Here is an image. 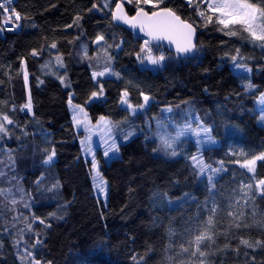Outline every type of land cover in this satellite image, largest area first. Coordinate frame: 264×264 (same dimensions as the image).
I'll return each instance as SVG.
<instances>
[{"label":"trees","instance_id":"trees-1","mask_svg":"<svg viewBox=\"0 0 264 264\" xmlns=\"http://www.w3.org/2000/svg\"><path fill=\"white\" fill-rule=\"evenodd\" d=\"M110 1L15 0L22 17L18 31L0 28V114L14 121L0 138V188L11 189L18 201L12 205L0 197V264H22L24 249L37 238L42 243L30 250L43 264H186V254L177 255L180 245L207 219L210 202L218 206V231L228 230L229 210L243 211L252 226L218 236L209 264H264V247L247 248L232 238L264 241V228L254 223L264 220V198L229 208L241 199L242 183L253 182V175L264 178V161H257L255 174L241 167L264 153L257 113L264 96V47L239 25L232 28L237 35H225L228 29L205 22L187 0H163L160 8L193 23L199 54L182 62L150 44L154 53L163 51L169 59L162 69H143L140 62L146 58L137 53L146 39L116 26L112 12L117 2ZM105 2L110 7L104 8ZM251 2L264 7V0ZM126 10L135 15V6ZM98 35L104 37L100 43ZM105 67L119 78L94 80L93 73ZM99 84L104 96L90 99ZM125 90L137 113L120 103ZM141 93L150 98L143 108L138 107L144 103ZM29 97L30 112L22 110ZM76 105L86 109L94 125L103 116L115 136H134L119 145L121 157L110 164L98 155L109 184L106 205L96 195L92 163L84 157L83 135L73 121ZM170 108L176 122L195 117L220 143L203 155L213 168L222 162L224 173L214 188L193 165L194 142L176 143L178 155L172 156L159 139L165 124L174 132L164 117ZM53 149V161L45 164ZM20 229L25 242L16 245Z\"/></svg>","mask_w":264,"mask_h":264},{"label":"snow or ice","instance_id":"snow-or-ice-1","mask_svg":"<svg viewBox=\"0 0 264 264\" xmlns=\"http://www.w3.org/2000/svg\"><path fill=\"white\" fill-rule=\"evenodd\" d=\"M128 3H132L135 5V15L128 16L124 11V6L122 3L115 4V10L112 12V19L117 21H123L125 24H129L132 27H139L142 32L145 33L150 39L144 42L143 47L140 49V52L137 53V57L140 58L142 55L144 58L148 60L150 64L157 65L161 61L165 59L163 55L154 56L152 55V48L150 47V41H160L167 40L172 44H175L176 51L178 53H187L191 52L196 45L194 44V35H195V27L193 23H189L188 21L182 20L176 13L170 8H159L160 3L163 0H127ZM12 0H0V28L6 29L8 31H14L16 28L20 27V21L22 19L19 12L15 10V8L11 7ZM188 4L193 6L196 9V15L205 20V22H211L213 17H216V23L222 26L220 28L221 31L224 29H228L225 32V35L235 36L237 32L232 30L233 26L239 25L240 28L247 32L252 41L261 42V47H264V7H260L255 3H252L251 0H188ZM206 8L202 9L201 5H205ZM141 5H150L151 9H159V10H151L146 11L144 7ZM104 8L110 7L109 3L105 2L103 4ZM93 9H97L98 5L93 4ZM92 9H89L91 11ZM102 10V9H99ZM208 13H211L209 15ZM80 17L76 18V23ZM71 27V25H69ZM104 40L103 35H98L96 37V43H100ZM51 48H56V44L52 43L50 45ZM238 51V50H237ZM39 53L36 51L32 52L33 56L38 55ZM111 60V57H108ZM237 59L236 56L232 57V60L235 61ZM57 63L62 65V58L60 56L56 57ZM143 62V60L141 61ZM43 67H47L44 65ZM238 68H245L246 71H250L246 66L242 64H237ZM105 74L113 75L119 78V73L113 72L110 68L105 67L104 71L94 72L93 79L96 80L97 77H103ZM25 81H27V73H25ZM61 82L63 83V78H61ZM97 83H99L97 81ZM70 86V85H66ZM248 87H252L251 84ZM105 94V89L103 84H99V87L96 91L91 92L90 99H100ZM143 95V93H141ZM129 92L127 90L123 91L120 97V103L122 105H126L129 109L135 111V107L130 103ZM149 97L147 95H143L144 103L138 105L139 108H143L149 101ZM264 99V98H262ZM71 103V100L69 101ZM76 109V114L73 116V120L76 125L84 124L87 130L86 121H81L79 116L84 112L83 108L79 105L74 106ZM27 109L29 112L32 109L31 98L29 97L28 102L23 105L22 110ZM170 111V109H169ZM86 116V113H84ZM264 120V116L261 117ZM14 121L9 118L7 114H0V138L8 135V125L13 124ZM99 125H102L105 128H109V121L101 116L98 121ZM207 128L200 127L199 129H193L191 125H186L180 128L174 137H169L167 139L162 138V142L166 148H172L173 144L178 143L180 138L186 134H192L196 137H200L202 134L208 133ZM209 142H211L209 138ZM197 143L200 144L201 141L198 139ZM115 140L109 145L106 149L104 155L108 156L109 152L118 151ZM88 151H91L89 146ZM172 156L178 155L175 149L171 152ZM55 157V150L53 149L51 153L48 155L47 159L44 161L45 164H49L53 161ZM193 161L194 167L199 169L200 174H204L206 171L212 174L219 173L222 170V162L221 168H213L211 165L205 163L202 158L193 155L191 157ZM257 161H264V153H260L259 155H254L250 159H246L241 167L247 169L249 173L255 174L256 171V163ZM239 163V162H238ZM92 168H97V162L95 157L92 160ZM210 174L207 176L209 184L212 188L215 187L213 184L214 176ZM3 175V173H0ZM99 173H97V176ZM253 182L251 183H242L240 186L241 199L236 200L234 204L230 205V209H234L236 205L243 203L247 205L250 201L254 200L256 196H260L264 198V178H255L252 177ZM96 187L99 188L101 192L104 191L103 181L96 184ZM18 191L22 192L21 189ZM211 191V189H210ZM0 197L5 200H8L10 204L16 205L18 201L15 199L14 195L11 192V189L0 188ZM11 197V199H9ZM23 198V197H22ZM23 206L25 208H29L30 205L28 203H24ZM218 211V206L213 203L209 208L207 219L202 221L199 227L192 233H190V238L187 240L186 244L180 245V251L177 255H185L187 256L186 264H209L208 257L213 255L214 252L212 248L216 245V239L220 235H224L227 237L229 235L230 229H241L248 228L252 225L244 221L245 213L243 211H234L229 210L227 212L228 217H230V221L228 223V230L223 232L217 230V220L216 215ZM36 219H39L38 217ZM41 224H44V220L39 221ZM257 226L264 228V220L254 221ZM31 224L28 225V231H31ZM23 232L24 229H20L21 236L19 239L15 241L16 245H20L24 243L23 240ZM39 234H37L38 236ZM232 238L238 240V245L244 246L247 248H256V247H264V241L256 240L251 241L250 239L244 237L233 236ZM38 238L35 243L30 245V249H36L37 245L41 244ZM229 245L225 244L224 248H228ZM29 248L24 249V255L21 256L22 264L26 261L27 264H43V262L36 258L34 252ZM217 251H222L223 249H216ZM235 251H239V247L235 249ZM137 258L133 256V260L135 261ZM143 259V257H141ZM172 260V257H169ZM181 264H185V262H181Z\"/></svg>","mask_w":264,"mask_h":264},{"label":"rangeland","instance_id":"rangeland-1","mask_svg":"<svg viewBox=\"0 0 264 264\" xmlns=\"http://www.w3.org/2000/svg\"><path fill=\"white\" fill-rule=\"evenodd\" d=\"M112 1V0H111ZM110 1V2H111ZM117 3H124V5H128L130 7L135 6L132 3H128L127 0H116ZM188 2V0H187ZM162 3H160L159 8L161 7ZM142 7L145 8V10H149V8L151 9L150 5H141ZM204 7H206L205 5H202ZM154 10V9H153ZM157 10V9H155ZM209 15H211V13H208ZM2 17V16H1ZM212 21L216 22V17L214 16ZM161 53L159 55H157L156 53H154L152 51V55L154 56H160L163 55L165 57V59L163 61H161L159 64L157 65H153L150 64L148 62L147 59H144L143 62H140V64L142 65L143 69L146 68H150V69H162L167 65V61L169 59L168 55H166L163 51H160ZM156 54V55H155ZM26 73V72H25ZM108 76H111L109 74H105V76L103 77H97L96 80H103V78H106ZM27 79H28V75H27ZM264 98V96L262 97ZM97 100V99H95ZM94 102V101H93ZM150 104V101H148L147 106ZM72 110H74V115L76 114V109L73 107ZM84 112L80 114L79 119L81 121H86L87 123V130L85 128L84 124L81 125H76L75 126L77 128V130L82 133L83 138L81 139V145H82V150L84 153V157L89 160L92 163L93 157H95V160L97 162V168L93 169L92 168V174H93V184L95 185V192L97 197L99 198V200L103 203V204H107L109 201V184L107 183V180L105 179L104 175L101 173V167L103 165V163L100 162L98 155L101 154L104 162L106 164H110L111 161L118 159L119 157H121V151L119 148L120 144H125L127 143L131 138L130 137L128 139L124 138V137H117L115 136L114 131L111 128L110 125V121H109V128H105L102 125L97 124H93L92 121L89 118V115L86 111V109H84ZM139 109L133 111L134 113H137ZM84 113H86V116L84 115ZM257 113L259 115V123L264 127V120L261 119L262 116H264V99L261 100V106L257 109ZM190 113L187 114V116H189ZM164 117L166 118V120L169 122V125L171 124L172 127H174V132L172 133V130L170 129V127L167 126V124H165L164 126H162V130L160 132V136L159 139L162 140V138L167 139L169 137H174L176 132L186 126V125H191V127L193 129H199L200 127L203 128H207L209 131L208 133L202 134L200 137H196L192 134H186L184 136H182L179 140H186L187 142H194L195 147L198 149L197 152L194 153V155L200 157L203 159V161L206 163L205 158H203L204 155V151L208 150V149H213L214 147H219L220 143L215 139L214 136H212V131L210 128L206 127V126H202L201 123L199 122V120H197V118L192 117V119L190 120V122L188 123L186 120L184 122H182L181 124L176 122L175 119L171 116V108L170 111L168 110H164ZM74 121V120H73ZM176 124H178L179 126H176ZM209 138L211 140V142H209ZM200 140L201 143L198 144L197 140ZM115 140V143L117 145V148L119 149L118 151H114V152H109L108 156H105L104 153L106 151V149L109 147V145L112 143V141ZM175 144H173L172 148H167L169 149V151L171 152V150H173L175 148ZM91 148V151H88V148ZM193 162V161H192ZM197 168V167H196ZM198 169V168H197ZM199 170V169H198ZM97 173H99V175L97 176ZM224 173V169L222 168V170L219 173L216 174H212L210 172H205L204 174H200L203 180H207V176L212 174L214 176L213 179V183L216 182V180ZM101 181H103V186H104V191L101 192L99 190V188L96 187V184L100 183ZM213 204V202L208 203V205L211 207Z\"/></svg>","mask_w":264,"mask_h":264},{"label":"water","instance_id":"water-1","mask_svg":"<svg viewBox=\"0 0 264 264\" xmlns=\"http://www.w3.org/2000/svg\"><path fill=\"white\" fill-rule=\"evenodd\" d=\"M122 4L124 6V11L127 13L128 16H130L129 13H128V10H126V6L124 5L123 2H122ZM113 22L116 24L117 27H119L121 29H125L126 31L132 33L133 35L135 34L139 38H142L144 40L145 39L146 40H149L150 39L147 35H145L144 32H142L140 30L139 27H135L134 28V27H132L129 24L123 23V21L113 20ZM193 42L196 45V47L191 52H187V53H178L176 51L175 44H172V43H170L167 40H160V41H154L153 40V41H150V44H151L152 47H154V48H162L166 52L174 55L180 61L186 62V61H189V60H194L198 56V54H199V51H197V44H198V31H197V29L195 31L194 41Z\"/></svg>","mask_w":264,"mask_h":264},{"label":"built area","instance_id":"built-area-1","mask_svg":"<svg viewBox=\"0 0 264 264\" xmlns=\"http://www.w3.org/2000/svg\"><path fill=\"white\" fill-rule=\"evenodd\" d=\"M14 1H15V0H12V4H11V7H13V8H15ZM18 29H19V27L16 28L14 31H8V30H6V29H5V31H6L7 33H10V34H15V32H17Z\"/></svg>","mask_w":264,"mask_h":264}]
</instances>
